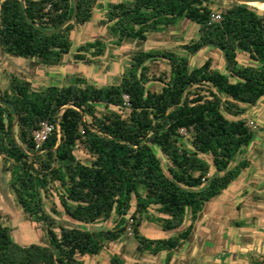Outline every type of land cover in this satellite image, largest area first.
<instances>
[{"label":"trees","instance_id":"trees-1","mask_svg":"<svg viewBox=\"0 0 264 264\" xmlns=\"http://www.w3.org/2000/svg\"><path fill=\"white\" fill-rule=\"evenodd\" d=\"M95 8L104 9L115 45L144 42L181 19L194 23L197 38L182 49L222 50L224 72L211 58L191 66L187 55L151 49L135 53L119 82L105 86L73 77L64 86L33 90L11 74L0 91V155L17 204L44 226L47 243L19 245L0 224V264H81V257L98 255L127 229L137 251L167 252L168 261V253L191 236L204 204L248 167L247 159H235L254 139L241 105L264 96V12L235 3L215 11L209 0H0V49L45 66L59 64L71 50V32L89 22ZM215 13L220 19L212 21ZM104 50L95 39L76 47L73 58L87 62L86 54ZM238 54L250 64H239ZM156 59L168 69L149 77L145 63ZM154 81L158 90L148 87ZM42 124L50 130L36 148L32 133ZM180 130L190 134V147ZM78 145L87 164L75 157ZM109 220L110 228L94 227ZM143 221L173 233L147 238L140 233ZM108 262L124 264L118 254Z\"/></svg>","mask_w":264,"mask_h":264},{"label":"rangeland","instance_id":"rangeland-1","mask_svg":"<svg viewBox=\"0 0 264 264\" xmlns=\"http://www.w3.org/2000/svg\"><path fill=\"white\" fill-rule=\"evenodd\" d=\"M106 5L107 3L121 2L125 0H98ZM210 6L215 11H220L229 2L223 0H209ZM104 20V9H93L92 17L89 22L84 25L76 26L71 32L72 46L67 55H64L59 64L45 66L39 64L33 59H23L20 57H9L11 61L4 59L5 54L0 50V91L8 88V80L11 74L16 75L18 78L30 83L33 90H41L50 85L64 86L70 83L73 77H80L85 79L88 83L96 86H105L110 84H116L119 82L124 71L129 67L131 57L139 52L151 49H167L175 51L179 54L187 55L190 59L191 66L200 65L205 59H212V66L220 71L223 69V58L219 50L213 47H203L200 50L188 54L182 49V45L189 43L197 38L198 26L185 19L178 20L173 26H168L161 31L151 32L147 35V39L144 42H138L134 40L122 41L119 45H115V37L111 36L106 29ZM100 39L104 42L105 50L100 56H92L86 54L88 61H76L73 58V54L76 52V47L79 45ZM237 60L241 65H248L250 61L245 54H238ZM148 67V76H157L159 72L168 69L167 65L161 60H152L145 63ZM148 87L152 90H158L160 84L157 81L149 82ZM245 108V112L242 115L248 127L253 131L254 140L248 147L244 148L241 154L236 156V161L240 159L264 157L263 150L253 149L249 150L255 142L262 141L264 143V113L255 114L258 109L264 107V96L254 106L241 105ZM98 114L105 111L103 107L97 108ZM108 110L116 111L119 113H126V110H120L117 108H108ZM229 117V116H228ZM231 118V117H229ZM16 131V127H13ZM182 136V143L186 147H190V134L184 130H180ZM258 145V144H257ZM255 150V151H254ZM76 159L83 163L89 162V156L78 145L74 151ZM207 158V157H204ZM163 166L166 165V159L160 157ZM208 159V158H207ZM233 164V163H232ZM8 162L4 157L0 155V224L8 227L11 238L19 245H28L31 243L46 245V235L44 226L41 223L32 221L17 204L14 194L9 188V171ZM218 195L209 202L205 203L203 209L209 211L210 205L217 202L222 196ZM57 203L56 197L50 198ZM49 199V200H50ZM49 200L46 201V208L48 209ZM219 203V202H218ZM150 212L156 216H159L157 212L150 210ZM222 213L224 212L221 211ZM188 221H185L182 227L186 226ZM112 221H99L94 224V227L110 228ZM140 233L150 239H163L168 238L173 233L172 231H163L157 225L151 222L143 221L140 227ZM217 241L206 242V255H210L209 252L214 249ZM137 242L132 237L131 231L127 229L125 234L119 241L105 243L100 253L96 256H84L81 257V264H109L108 260L112 254L120 255L124 264H170L171 255H175L176 259L172 264H185L184 259L180 258L176 254L177 250H173L168 253L169 260L166 261L167 252H161L156 255H151L147 252H140L136 250ZM186 264H190L187 262ZM195 264H207L203 260H197ZM209 264V263H208Z\"/></svg>","mask_w":264,"mask_h":264},{"label":"crops","instance_id":"crops-1","mask_svg":"<svg viewBox=\"0 0 264 264\" xmlns=\"http://www.w3.org/2000/svg\"><path fill=\"white\" fill-rule=\"evenodd\" d=\"M2 53L7 60L9 55ZM255 112L263 114L264 107ZM263 146L258 140L249 150L261 151ZM248 162L209 211L202 207L197 215L191 236L176 251L185 264H195L197 260L207 264H264V157L252 158L251 169ZM209 241L217 244L207 256L205 243ZM175 259L171 255L170 264Z\"/></svg>","mask_w":264,"mask_h":264},{"label":"built area","instance_id":"built-area-1","mask_svg":"<svg viewBox=\"0 0 264 264\" xmlns=\"http://www.w3.org/2000/svg\"><path fill=\"white\" fill-rule=\"evenodd\" d=\"M211 19L212 21H217L220 19V16L218 13H215V14H212ZM49 130H50L49 126H47L46 124H42L39 130H36L32 133V138H33L36 148H38L40 144L43 142Z\"/></svg>","mask_w":264,"mask_h":264},{"label":"water","instance_id":"water-1","mask_svg":"<svg viewBox=\"0 0 264 264\" xmlns=\"http://www.w3.org/2000/svg\"><path fill=\"white\" fill-rule=\"evenodd\" d=\"M225 2H229V3H235L237 5H246V6H250V4L252 3H257V4H264V0H223ZM73 19V14L70 17L69 21H71ZM64 25V23L61 25V27ZM222 53V57L224 56V53L222 52V50H220Z\"/></svg>","mask_w":264,"mask_h":264},{"label":"bare ground","instance_id":"bare-ground-1","mask_svg":"<svg viewBox=\"0 0 264 264\" xmlns=\"http://www.w3.org/2000/svg\"><path fill=\"white\" fill-rule=\"evenodd\" d=\"M250 6L257 9L258 11L264 12V4L252 3Z\"/></svg>","mask_w":264,"mask_h":264}]
</instances>
